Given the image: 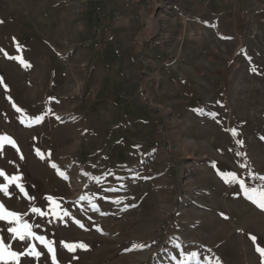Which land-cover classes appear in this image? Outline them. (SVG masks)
<instances>
[{"label": "rangeland", "instance_id": "obj_1", "mask_svg": "<svg viewBox=\"0 0 264 264\" xmlns=\"http://www.w3.org/2000/svg\"><path fill=\"white\" fill-rule=\"evenodd\" d=\"M0 264H264V0H0Z\"/></svg>", "mask_w": 264, "mask_h": 264}]
</instances>
